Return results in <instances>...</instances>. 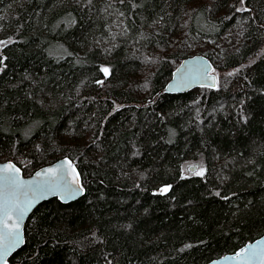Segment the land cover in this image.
<instances>
[{
  "label": "trees",
  "instance_id": "obj_1",
  "mask_svg": "<svg viewBox=\"0 0 264 264\" xmlns=\"http://www.w3.org/2000/svg\"><path fill=\"white\" fill-rule=\"evenodd\" d=\"M0 41V161L68 156L86 189L10 264H205L264 235V0H0ZM187 43L218 85L163 93Z\"/></svg>",
  "mask_w": 264,
  "mask_h": 264
},
{
  "label": "water",
  "instance_id": "obj_2",
  "mask_svg": "<svg viewBox=\"0 0 264 264\" xmlns=\"http://www.w3.org/2000/svg\"><path fill=\"white\" fill-rule=\"evenodd\" d=\"M4 48H0V55L3 53ZM215 67L209 58H207L203 54H197L190 57L185 58L181 64L175 69L173 72L171 80L167 83L163 93L166 94H185L193 91L194 89L201 87H209L216 88L218 85V79L216 74L214 73ZM109 74L105 76L107 79ZM14 165L15 169L19 171L16 172L13 169V173L18 177L20 186L16 188H12L9 186H5V196L9 201L19 202L21 204L26 203L29 200L34 199L36 196H40V193L34 192V189L37 185L43 184L49 180V169L57 170V177L63 178L68 182L73 181V176H75L74 187L82 188V192L73 199H67L64 197L63 193L53 194V192L49 191L43 195V198H39L30 208V210L24 215L22 221H17L16 214L12 213V218L7 219V225L9 229L16 224L19 223L20 230V240L21 243L8 255H6L3 260H0V264H10L11 258L14 256L16 252H18L26 243V233L25 228L28 220L34 213V211L44 202L49 201L51 199H58L63 204H70L78 201L86 194V189L83 184V178L80 173V170L76 164L70 157L66 156L60 158L53 162L52 164L46 165L36 172H34L30 176H26L24 171L13 161L6 160L0 161V169H3L6 165ZM75 169V172H73ZM13 173H8L11 175ZM40 175H37V174ZM78 174V175H77ZM165 189H167L165 191ZM170 190V186H162L160 188V194H166ZM7 230V229H6ZM249 246H254L260 249H264V235L258 237L257 239L246 243L244 246L239 248L234 253H228L218 258H215L205 264H241V260L238 257V254L242 253L243 249L249 248ZM252 264H261L260 258H256L253 260Z\"/></svg>",
  "mask_w": 264,
  "mask_h": 264
},
{
  "label": "snow or ice",
  "instance_id": "obj_3",
  "mask_svg": "<svg viewBox=\"0 0 264 264\" xmlns=\"http://www.w3.org/2000/svg\"><path fill=\"white\" fill-rule=\"evenodd\" d=\"M245 0H241V4H244ZM247 11L246 8L237 9V11ZM6 42L0 41V44ZM3 69L0 68V71ZM102 71L107 75L109 69L104 68ZM102 83V81L98 82ZM15 169L14 165H6L3 169H0V260L12 252L20 243V230L19 223L14 224L11 229L7 225V219L12 218V213L16 214L17 221H22L24 215L30 210L33 204L39 198H43V195L49 191L53 194L63 193L64 197L67 199H73L82 192V188L74 187L75 176H73V181L68 182L63 178H58L56 169H49V180L43 184L37 185L34 192L40 193V196L34 197V199L27 201L24 204L9 201L5 196V186L16 188L20 186L18 177L13 173ZM18 172V169H15ZM75 172V169H73ZM8 173H13L8 175ZM203 175V172L198 173ZM37 175H40L39 173ZM78 175V174H77ZM167 189H165L166 191ZM7 229V230H6ZM241 260V264H252L253 260L260 258L261 264H264V249H260L254 246H249V248L243 249L242 253L238 254Z\"/></svg>",
  "mask_w": 264,
  "mask_h": 264
},
{
  "label": "rangeland",
  "instance_id": "obj_4",
  "mask_svg": "<svg viewBox=\"0 0 264 264\" xmlns=\"http://www.w3.org/2000/svg\"><path fill=\"white\" fill-rule=\"evenodd\" d=\"M221 44V50L225 49V46ZM185 48L187 49V53L192 55H195V53L201 52L204 54V50L202 49L201 43H187L185 45ZM219 49V47L217 48ZM215 67V66H214ZM104 69V68H103ZM214 73L217 76V79L219 78L220 71L215 68ZM105 76L103 77L104 80ZM205 168L206 164L202 156L197 157L196 159H189L185 162L183 167V173L185 175H199L198 173L203 172V175L205 174Z\"/></svg>",
  "mask_w": 264,
  "mask_h": 264
},
{
  "label": "flooded vegetation",
  "instance_id": "obj_5",
  "mask_svg": "<svg viewBox=\"0 0 264 264\" xmlns=\"http://www.w3.org/2000/svg\"><path fill=\"white\" fill-rule=\"evenodd\" d=\"M106 76V75H105Z\"/></svg>",
  "mask_w": 264,
  "mask_h": 264
}]
</instances>
